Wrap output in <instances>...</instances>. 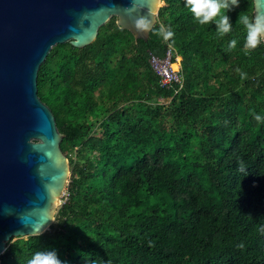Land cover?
Wrapping results in <instances>:
<instances>
[{
	"label": "trees",
	"instance_id": "1",
	"mask_svg": "<svg viewBox=\"0 0 264 264\" xmlns=\"http://www.w3.org/2000/svg\"><path fill=\"white\" fill-rule=\"evenodd\" d=\"M162 1L148 42L112 18L90 46L56 45L41 65L38 96L74 167L54 225L10 240L0 264L47 248L68 264H264V123L253 119L264 115V45L245 48L238 20L254 2L239 0L220 35L184 0ZM169 47L182 58L178 93L150 64Z\"/></svg>",
	"mask_w": 264,
	"mask_h": 264
},
{
	"label": "water",
	"instance_id": "2",
	"mask_svg": "<svg viewBox=\"0 0 264 264\" xmlns=\"http://www.w3.org/2000/svg\"><path fill=\"white\" fill-rule=\"evenodd\" d=\"M264 16V0H253ZM162 0H0V256L13 238L46 233L70 174L64 135L38 96L53 47L83 49L112 18L148 42Z\"/></svg>",
	"mask_w": 264,
	"mask_h": 264
},
{
	"label": "clouds",
	"instance_id": "3",
	"mask_svg": "<svg viewBox=\"0 0 264 264\" xmlns=\"http://www.w3.org/2000/svg\"><path fill=\"white\" fill-rule=\"evenodd\" d=\"M238 2L239 0H184L185 7L197 23L203 25L212 22L220 35L231 32L233 24L227 13L237 6ZM238 20L245 29V48L254 49L264 43V16L251 17L242 14L238 16ZM160 33L164 40L173 36V32L163 26L160 28ZM236 44V39H230L227 47L232 49ZM241 75L243 76L244 73ZM253 119L258 123H264V115L259 113L254 114ZM240 170L244 171L243 167ZM261 231H264V225L261 226ZM27 264H68V261L62 260L55 248H47L35 251Z\"/></svg>",
	"mask_w": 264,
	"mask_h": 264
},
{
	"label": "built area",
	"instance_id": "4",
	"mask_svg": "<svg viewBox=\"0 0 264 264\" xmlns=\"http://www.w3.org/2000/svg\"><path fill=\"white\" fill-rule=\"evenodd\" d=\"M264 45V43H263ZM174 49L172 47H169L165 56L163 58H158L152 56L150 59L151 67L159 78L160 87L162 89H172L174 88V92L178 93L183 85H184V79L181 73V68L173 69V65H176L175 63L178 62V58L180 56H174ZM182 61V60H181ZM180 62L177 63V65ZM66 200V191L62 195V199ZM62 205V204H61Z\"/></svg>",
	"mask_w": 264,
	"mask_h": 264
},
{
	"label": "rangeland",
	"instance_id": "5",
	"mask_svg": "<svg viewBox=\"0 0 264 264\" xmlns=\"http://www.w3.org/2000/svg\"><path fill=\"white\" fill-rule=\"evenodd\" d=\"M162 6H165V3L162 1V4H161V7ZM179 60H178V62H180L178 65H177V63H175L177 66H178V68H181V60H182V58L180 57V58H178ZM174 66V65H173ZM163 103H166V101H164V100H161L160 102H159V104L160 105H162ZM102 129L100 128V126L99 125H97V127H96V129H95V135L96 136H101V134H102V131H101ZM66 156H67V154H66ZM70 156H72L73 157V159L76 161L77 160V157L73 154H70ZM70 163V162H69ZM79 165H83L84 164V160H79ZM73 167H74V165H71L70 164V174H69V178H68V183H67V186H66V189L68 188V185H69V183H70V180H71V174H72V169H73ZM65 197H63V200L61 201V204L63 205L64 204V202H65V199H64ZM62 205H57V207H56V215H57V212H58V210H59V208L62 206ZM53 225H54V223H53ZM24 238H27V237H24ZM19 238H13L12 240H13V242L14 241H16V240H18Z\"/></svg>",
	"mask_w": 264,
	"mask_h": 264
},
{
	"label": "bare ground",
	"instance_id": "6",
	"mask_svg": "<svg viewBox=\"0 0 264 264\" xmlns=\"http://www.w3.org/2000/svg\"><path fill=\"white\" fill-rule=\"evenodd\" d=\"M173 69H175L174 66H173Z\"/></svg>",
	"mask_w": 264,
	"mask_h": 264
}]
</instances>
